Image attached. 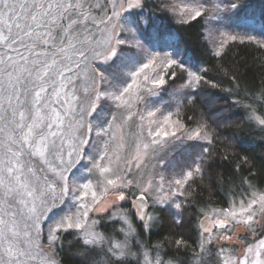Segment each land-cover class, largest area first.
I'll return each instance as SVG.
<instances>
[{"label": "rangeland", "instance_id": "374dc122", "mask_svg": "<svg viewBox=\"0 0 264 264\" xmlns=\"http://www.w3.org/2000/svg\"><path fill=\"white\" fill-rule=\"evenodd\" d=\"M57 2L58 0H8L9 4L16 6L14 13L8 12L3 8V4H0V13H6L5 19H7L8 26L11 27V33H9L4 24L0 22V33L9 37L7 41H0V58L4 60V63H0V100H3L7 95L4 89L8 87L9 77L5 75L4 70L11 72L14 77L17 74L16 70L21 66L28 68L33 71V76L27 77L25 73L22 77L27 87L31 88L35 83L36 90H39L40 85L43 84L47 91L41 93L40 103L35 107H32V95H29L25 104V114L28 115L27 110L30 109L34 115L36 109L39 108L41 114L45 115L55 108L60 113L59 120L64 122L61 124L57 120L51 129H46L47 132L56 133L52 139L56 141L57 151L62 150L61 155L64 163L61 165L60 161L51 155L48 159L53 167L67 169L65 175L69 180L70 192L63 198V202L60 199H57L55 203L48 200L46 207L52 208V211L45 213L47 219L41 221L43 229L41 242L47 234L48 226L54 223L56 218L66 214L70 209L75 210L74 204L77 201L71 189L75 188L77 184L88 183L91 185L90 189H77L75 193L76 196L83 197L84 191L88 192L87 197L80 201L91 209L87 218L88 223L97 221L93 231L102 233L105 237H110L111 240L124 241L127 238L128 251L130 252V255L120 259L112 257L107 252L111 246L107 239L99 247L86 245V249L92 250L93 264H111L117 260L122 264H145V254L148 255L152 264H156L157 258L161 264H182L179 263L180 260L168 256L160 245L148 244L145 235L155 229L158 224L159 209L163 207L176 209L175 204L181 205L185 187L190 180L187 173L189 171L194 173L197 168V165L194 164L192 168L185 169L182 173L178 172L176 165L178 163H175V159L192 146L210 141L211 134L203 130L201 138H197L194 133L198 127L188 128L182 123L185 127L174 137L164 138L154 135L157 127L163 123L164 117L169 113L172 114L173 120L179 119L178 105L182 102H177L174 109L166 106V103L170 101L165 90L166 85L156 88L150 84L146 85L142 77L137 78L139 86L133 85L130 93H126L123 97L127 104L113 101L106 94L115 92L116 95H119L120 93L116 91L117 88L122 91L132 84L133 77L130 73L135 71L141 62L147 61L149 53L166 51L170 58L175 59L173 54L167 50V45L171 41L173 42V36L175 37L174 32L167 33L162 29L161 21L165 18L158 19L149 13L151 10H160L161 14L168 15L173 22H184L190 19V16L188 12L182 14L181 8L191 9L193 0H140L141 6L131 9L127 7L126 3L123 9L119 6L115 9L105 8L103 10L91 8V16L94 19L90 20L86 26H74L73 31L68 34L67 40L64 28L72 21L79 20L80 13L78 11L65 12L56 24H53L49 17H44L40 22V27H36L29 19L30 15H36L38 12L46 10L48 4ZM132 2L135 3V0ZM199 2L203 5L201 11L204 12L203 17L209 26L207 37L214 51L219 52L221 50L218 45L220 35L216 33L215 25L222 26L219 22L222 20L223 4L220 0L214 2L213 0H199ZM245 2L241 1V6ZM96 3L104 5L108 4L109 0H84L82 11L87 12L89 7ZM39 4H44L45 9L35 7ZM157 4L162 6L161 9ZM20 5H24V7H20ZM113 11L121 13L120 19L124 29L131 27L135 29V32L124 31L123 34H120L121 29L119 28L113 32L111 23L115 22V18L112 22L106 20V17L111 16ZM50 12L52 16H59V12L54 8ZM101 20H105V22L100 23ZM232 21L242 27L254 24L256 30L260 26L254 23L255 19L243 15L237 18V21L233 16ZM15 24H20V28L15 27ZM28 25H31L36 33L50 32L49 42H37V46L33 47L34 38L30 39L24 35L25 30H31L27 27ZM157 31L164 32L163 36L156 37ZM110 36L113 45L116 39H125L131 42L118 46L121 50L119 57L105 62L103 56L107 52L106 41ZM85 38H87V43L79 42L84 41ZM137 41L142 43L143 50L135 47ZM69 43L75 45V48L69 47ZM77 51H83L86 55L81 57ZM97 53L100 54L99 58L96 57ZM37 54H39L42 63L51 64L55 59L57 61L55 67L63 70V76L46 78L44 82L37 81L34 69ZM21 57L24 59L22 60ZM157 62L159 63V60ZM77 64L80 65V68L76 67ZM94 70L102 72L106 81L101 82L95 78ZM168 71L170 72V69ZM190 72L197 75V72H193V70ZM94 78L97 79L95 85L93 84ZM188 79L187 75L185 84ZM192 87H182L180 90L184 92ZM85 88L88 89L87 93L84 92ZM149 88L151 91H148ZM94 90L96 93H102L99 98L94 95ZM57 92L59 95H56ZM21 100H25L23 95ZM149 112H154L156 115L149 116ZM250 116L258 126L264 128V125L259 123V119H264V117L257 114L253 108L250 110ZM26 123H31V119ZM4 127L5 123L0 121V128ZM150 131L152 135L149 134ZM204 136H207V139L202 138ZM4 139L5 134L0 133V142H3ZM153 140H157L158 143L154 144ZM83 141H87V143H83ZM73 148L77 151L73 152ZM69 152H72L71 157L68 156ZM3 157L4 148L0 143V159ZM94 164L108 167L111 171L101 173L94 167ZM39 167L43 169L42 173H37L41 176V180L44 175H47L49 180L54 179L53 174L48 171L47 165L39 164ZM107 180L116 181V186L108 185ZM176 180H181L182 184L176 185ZM92 191L97 194L98 203L96 204H93ZM139 193L145 194L151 203L148 214L151 219L141 224V230L135 225L134 207V198ZM262 195H264V188L252 187L251 190L240 196L231 197L226 201V206L205 207L198 218L197 250L184 264H223L225 259H229L233 264H240L246 254V248L249 246L258 248L259 241L264 239V214H260L258 205L252 204L254 199L259 200ZM120 196H124V199L120 200ZM158 197L165 198L166 202L164 204L156 203ZM18 200L19 197L12 202L13 210L17 213L23 210V206L18 205ZM252 211L256 213L255 223H246ZM229 213H235V216L229 215ZM206 215H209L210 218L207 225L203 227L206 230H203L202 219ZM121 216L124 219H121ZM17 219H20L19 215ZM125 219L127 223H125ZM221 222H223V226ZM129 226L133 230L132 234H129ZM70 231L76 232V235L83 241L77 230L67 232ZM62 234H59L60 237ZM44 247L46 250H50L47 244H44ZM55 252L57 253L55 259L58 261L57 247ZM252 259L254 257L249 256V264ZM260 259H264V250H261ZM29 264H43V262L38 256L35 261H31Z\"/></svg>", "mask_w": 264, "mask_h": 264}, {"label": "trees", "instance_id": "16d2710c", "mask_svg": "<svg viewBox=\"0 0 264 264\" xmlns=\"http://www.w3.org/2000/svg\"><path fill=\"white\" fill-rule=\"evenodd\" d=\"M241 1L246 2L241 6ZM220 2L222 26L215 25L220 35L218 45L229 35L237 39L227 40L219 55L207 37L209 26L203 16L173 22L160 10L149 13L158 19L165 18L161 21L162 29L174 32L167 50L175 60L202 77L199 85L183 92L180 89L188 73L170 69L177 72V78L167 77L165 90L170 101L166 106L174 109L177 102H182L177 111L181 123L188 128H203L211 134L210 141L192 146L175 159L178 172L194 164L200 169L187 182L180 209H159L158 224L144 234L148 244L160 245L168 256L182 264L197 250L198 218L205 207L226 206L231 197L240 196L252 187L264 188V128L250 116L253 108L264 117V0ZM233 3L236 8L231 6ZM241 15L255 19L259 28L254 29V24L242 27L233 23L232 17L237 21ZM163 34L157 31L156 37ZM164 53L167 52L162 51L161 55ZM135 223L141 230V224ZM58 245V264H93L92 250L86 249L76 232L63 233ZM111 264L122 262L117 260Z\"/></svg>", "mask_w": 264, "mask_h": 264}, {"label": "snow or ice", "instance_id": "6c2138e0", "mask_svg": "<svg viewBox=\"0 0 264 264\" xmlns=\"http://www.w3.org/2000/svg\"><path fill=\"white\" fill-rule=\"evenodd\" d=\"M127 4L129 9L134 7H140V0H135V3L132 0H109L108 4L96 3L91 5L87 12L82 11L84 6V0H58L55 4H48L46 10L38 12L36 15H30L29 19L32 21L36 27L41 26V20L44 17H49L53 24H56L57 21L63 16L65 12L69 10H75L80 13L78 21H72L65 28V39L67 40L68 34H70L74 26L84 25L86 26L90 20L94 18L91 16V8L97 9H115L119 6L121 9L124 8V4ZM0 4H3V8L8 12H15V5L8 3V0H0ZM233 8H236L237 5L233 3L231 5ZM24 7V5H20ZM38 9H45L44 4L36 5ZM174 7V6H173ZM203 5L199 0H193V5L191 9L187 7L181 8V13L188 12L191 20H196L204 15V12L201 11ZM218 7V6H217ZM55 9L59 12V16H52L50 10ZM6 13H0V22H2L7 28L8 32L11 33V27L8 26L7 19H5ZM115 18V22L111 23V28L113 32L117 28L121 29V33L124 31L129 33H134V28L124 29L123 23H121V13L113 11L111 16H107L106 20L112 22ZM105 20H101L100 23H104ZM15 27L20 28V24H15ZM31 30H25L24 35L33 39V47L37 46V42L48 43L51 33H36L34 28H31V25L27 26ZM8 36L0 33V41H7ZM236 36H228L227 40L235 41ZM254 39V37H250ZM227 40H224L220 47L223 48L224 44L227 43ZM80 43H87V38L84 41H79ZM130 40L125 39H116L115 44L112 43V37L110 36L106 43L108 44L107 52L103 56L105 62L118 58L120 55V48L122 46L130 43ZM69 47L75 48V45L69 43ZM137 49L143 50V45L141 42L137 41L135 44ZM64 51V49H61ZM77 54L81 57H84L86 54L83 51H77ZM217 55L220 53L217 52ZM100 54L97 53L96 57L99 58ZM10 59V58H9ZM23 60L24 57H21ZM159 60V63L157 62ZM0 63H4V60L0 58ZM57 61L52 60L51 64L42 63L39 54H37V60L34 65L36 72L35 79L37 81L44 82L46 78L52 79L54 76H63V70L55 67ZM77 68H80V65H76ZM180 69L181 72L188 73L189 79L185 85L182 87H192L193 85H199L202 77L196 75L195 73L189 72L185 65L179 61L170 58L168 53H164L163 57L159 52L149 53L146 62H141L136 70L131 72L130 75L133 77L132 84H129L122 91L117 88L120 94L116 95L115 92H108L106 95L108 98L113 101L121 102L127 104V101L123 99L126 93H130L133 88V85H137V78L142 77L143 82L146 85L150 84L156 88H161L167 84L166 76L168 79L175 80L177 78V72L175 70L169 72V69ZM5 75L9 77L8 87L4 89L7 95L0 100V121L5 123L4 128H0V133L5 134V139L2 143L4 148V157L0 159V264H29L31 261H35L39 256L43 264H58V261L55 259L57 253L55 248L58 245L60 240V235L69 230H77L83 238V243L85 245L99 247L107 239L111 246L107 249V252L111 254L112 257L117 259L123 258L127 255H130L128 251V241L127 238L124 241L111 240L110 237H105L102 233L93 231V228L97 221H93L91 224L88 223L90 207L80 201L87 197L88 192L84 191L83 197L76 196V190H85L90 189L91 185L86 183L83 185L77 184L75 188L71 189L75 200L77 201L74 204V211L69 210L66 214L55 219L54 223L50 224L47 229V234L44 236L43 242H41V233L43 229L41 228L42 219H47L45 213L51 212L52 208L46 207L48 200H51L53 203L57 199H60L63 202V198L68 196L70 192L69 180L65 175L67 169L63 167L55 168L49 162V156H53L55 159L59 160L61 165L64 163L63 156L61 151H57L58 146L56 141L52 139L56 135L55 132H47L46 129H51L53 123L60 118V113L52 108L51 112L42 115L39 108L36 109L35 114L33 115L28 109V115H26L25 104L28 101V97L31 94L32 107L40 103L41 93L46 92L47 88L40 85L39 90H36V84L33 83L32 87L29 88L24 82V74H27V77L33 76V71L25 67H20L17 71V74L13 77L11 72H8L6 69ZM68 71H71L68 69ZM94 77L98 78L99 81H106V77L102 72L94 70ZM93 79V84L95 85L97 79ZM26 79V78H25ZM139 85H137L138 87ZM215 87V85H213ZM88 89L85 88L84 92L87 93ZM151 91V88L148 89ZM102 93H96L94 90V95L97 98ZM25 97V100H21V96ZM56 95H59L57 92ZM149 116H155L156 113L149 112ZM31 119V123H26ZM141 119H144L141 117ZM63 124V120H59ZM150 123H152L150 121ZM259 123L264 125V119H259ZM185 126L181 123L179 119L173 120L172 114L169 113L164 117L163 123L160 124L154 135L156 137L168 138L169 136H176L177 132L181 131ZM172 130L169 131L168 129ZM89 130H91L89 128ZM203 128H198L194 136L201 138V133ZM152 135V132L149 133ZM202 138L207 139V136ZM87 143V141H83ZM153 143H158L157 140H153ZM147 147V146H145ZM15 149V150H14ZM77 150L73 148V152ZM206 151V150H205ZM68 156H72V152L68 153ZM89 159H92L89 157ZM103 159V157H100ZM70 163V161H69ZM39 164L47 165L48 171L51 172L54 176L53 180H49L47 175L41 176L37 175L38 172H43V169L39 167ZM94 167L97 168L101 173L110 172L111 169L108 167H101L100 164H94ZM91 171V169H89ZM198 173L200 171L199 167L195 169ZM193 173L189 171L187 177L191 178ZM107 184L111 186H116V181L107 180ZM176 185L182 184L181 180L175 181ZM93 204L98 203L96 199V192L92 191ZM19 197L18 205L23 206V210L19 213L13 210V201L17 200ZM124 196H120V200H123ZM141 202L145 201V196L139 197ZM156 203L164 204L166 202L165 198H157ZM252 204L259 206L260 214H264V195H262L259 200L254 199ZM176 209H180V204L174 205ZM251 208V205H249ZM248 211V209H245ZM20 216V219H17V216ZM229 215L235 216V213H229ZM255 211L250 212L248 220L246 223H255ZM142 219L150 220L151 217L142 216ZM121 219H124L121 216ZM179 223V221H177ZM125 223H127L125 219ZM222 226H223V222ZM22 225V226H21ZM133 230L129 226V234H132ZM23 237V238H21ZM180 242H178L179 244ZM44 244L48 245L50 250H46ZM203 247V246H202ZM261 250H264V239L259 241V247H247L246 254L243 257V260L240 264H249V256L254 257L251 260V264H264V259H260ZM145 264H152L148 255H144ZM156 264H161V261L157 258ZM223 264H233L229 259H225Z\"/></svg>", "mask_w": 264, "mask_h": 264}, {"label": "water", "instance_id": "95a60500", "mask_svg": "<svg viewBox=\"0 0 264 264\" xmlns=\"http://www.w3.org/2000/svg\"><path fill=\"white\" fill-rule=\"evenodd\" d=\"M141 196H145V201L143 203L139 199V197H141ZM134 207H135V218H136V221L139 224L144 223L146 220L142 219L141 217L145 216V215L148 217V214H149L150 209H151V203H150L148 197L145 194H143V193L137 194V196L134 198ZM209 218H210L209 215H206L202 219V223H203L202 228L207 225V222H208ZM203 230H206V229L203 228Z\"/></svg>", "mask_w": 264, "mask_h": 264}, {"label": "flooded vegetation", "instance_id": "af4514ba", "mask_svg": "<svg viewBox=\"0 0 264 264\" xmlns=\"http://www.w3.org/2000/svg\"><path fill=\"white\" fill-rule=\"evenodd\" d=\"M214 224V223H213Z\"/></svg>", "mask_w": 264, "mask_h": 264}]
</instances>
